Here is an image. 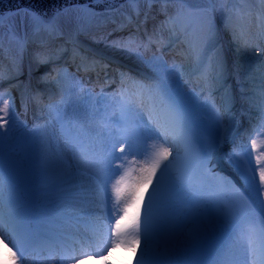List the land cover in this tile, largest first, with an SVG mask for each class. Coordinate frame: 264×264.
Segmentation results:
<instances>
[{"label": "snow or ice", "instance_id": "obj_1", "mask_svg": "<svg viewBox=\"0 0 264 264\" xmlns=\"http://www.w3.org/2000/svg\"><path fill=\"white\" fill-rule=\"evenodd\" d=\"M177 3L182 7L173 15L167 6ZM229 3L233 4L230 9L217 7ZM259 3L260 7L255 6L256 0H243L242 4L240 0H199L198 3L194 0H125L129 11L122 14L121 24L135 23L141 15V4H146L149 12L153 4L164 6L160 10L165 16L160 30L170 34L177 32L181 17L201 21L199 27L187 23L180 34L187 38L197 64L196 72L204 85L218 83L223 87L227 66L222 50L217 47L215 16L219 13L221 24L232 34L234 51L238 55L243 52L247 57L251 41L245 38L237 21L252 17L259 20L257 39L264 41V0ZM16 15H20L19 10ZM23 15L25 21H31L33 30L31 35L25 31L22 36L14 29L9 30V42H15L18 48L16 57L22 59L29 45H35L32 57L36 64L50 63L55 54L49 51L50 41L65 35L62 26L31 10ZM107 15V10L102 13L103 17ZM76 16L81 24L97 18L92 9H81ZM147 18L148 12H145V21ZM4 21L5 17L0 14V53L5 40ZM196 32L202 35L194 45L189 34ZM148 42L156 41L150 36ZM113 46L139 55L143 43L137 44L130 36L127 41ZM210 52H215V56H209ZM45 56L47 58H43ZM150 63L152 75L144 81H135L121 72L124 90L111 104L92 115L84 108H70L66 95L60 101L50 99L41 108L47 111L44 134H38L41 130L36 129L25 131L26 126L18 124L11 87L3 90L4 77L0 75V190L5 181L4 146L7 142V161L13 171L22 165L23 175H38L45 181L48 198L55 204L80 207L82 214L94 218L90 219L93 235L85 234L81 238L82 251L92 247L95 236L115 237L113 246H117V241L127 247L143 245L136 264H229L230 250L238 245L241 249L238 264H264V151L259 152L253 162L252 153L259 145L252 140L251 149L241 144V151L233 148L226 154L240 179L239 186L228 177L213 174L210 165L214 155L234 135L233 118L227 107L233 97L226 93L225 107L217 109L214 102L210 104L186 91L182 69L175 65L170 67L162 57L154 56ZM18 67L14 64L9 69V81L17 79L11 73ZM72 79L75 81V77ZM51 82L58 84L60 80L54 77ZM129 82L130 88L125 86ZM237 83L242 89L243 82ZM261 96V122L253 129L257 134L264 133V85ZM31 99L37 105L43 101L38 94H33ZM100 99L107 102L108 98L101 96ZM109 109H118V116L116 112L107 117L100 115L101 111L107 113ZM53 136L58 137L63 149L55 159L49 155ZM137 171L139 175L134 177L133 172ZM117 176L119 178L112 183ZM209 177L212 182L238 193L239 203L206 202L200 194V182ZM7 182L10 211L5 216L0 210V237L12 246L9 248L11 264H27L29 255L35 256L38 242V234L27 223L23 211L27 180L21 183L9 172ZM133 206L136 211L130 215ZM115 217L118 219L110 227ZM182 227L180 238L175 243L169 240L162 254L165 235Z\"/></svg>", "mask_w": 264, "mask_h": 264}, {"label": "bare ground", "instance_id": "obj_2", "mask_svg": "<svg viewBox=\"0 0 264 264\" xmlns=\"http://www.w3.org/2000/svg\"><path fill=\"white\" fill-rule=\"evenodd\" d=\"M195 2H199V0H195ZM256 7H260V3L259 0H256ZM125 7H128V5L123 4L122 9H124ZM163 7V5L160 4H153L151 6V10L150 12L148 11V6L146 4H141L140 8L142 9L141 11V15L139 17V19L128 26H124L121 24V20L123 19L122 14L125 13L124 10H116L112 15L113 18H109L107 17L109 20L108 21H104L102 26L96 27L94 24L89 25L86 30L83 32V34H80V30H78V25H79V29L80 27H82L84 25V22L81 24L80 21L78 20L77 16H76V12L81 10L78 9L74 12H72V14H68L69 12H64L60 14V23L59 25L62 26L65 35L62 38L50 41V45H49V51H54L55 54L52 55V60L50 63L47 64H56L55 62H57L58 64H61L62 69H65V67L63 65H74L76 67H80V66H87L88 62L90 60H95L96 62H98V64H101V68L103 69L102 73L104 72H109V70H111V66H113L114 64H116V66H120V67H124L126 68L128 63L126 62L127 60H124L121 57H118L117 55H115L116 53L114 52V50L110 47V44H119V43H115L116 38L120 39L121 41H127L129 39L130 36H132L137 44L143 43V45H146V48L148 46V50H145V52L147 51H152L153 53H158V52H162L164 54L165 58H168V61L173 62H181L180 60H182V58H179L178 55L175 53L176 47L175 46H170V40L169 37L166 34V30L162 31L160 30V25L161 23L165 20L164 16H162V12L160 11L161 8ZM20 11V15L17 16L16 12L9 15L8 18H6L5 20L9 21H14V27H15V31L19 34V35H23L25 31H27L29 33V35H31V31H29V29L31 28V21L27 20L25 21L24 19V12L26 11L25 9H21ZM127 12V11H126ZM145 12H148V18L145 21ZM34 13V12H33ZM109 14V13H108ZM118 16V17H115ZM54 22H58L57 19L53 20ZM237 23L240 25L241 29L243 30V32L245 31L244 29L245 27V23H244V19L243 20H239L237 21ZM105 26H107V28H105ZM179 27L182 28L184 27V23L181 25L179 24ZM247 29V28H246ZM107 32L111 35H107ZM105 33V35H104ZM221 33V38H222V43L226 46L227 43H229V35L227 32L225 33L224 31L222 32V29L220 30ZM246 32H244L245 34ZM88 34V35H86ZM246 33L245 36H247ZM102 35H104L102 37ZM152 37L153 40H155L156 42L154 43H149V37ZM164 36V37H163ZM97 38V39H95ZM165 40H168V44H166ZM67 41V43H66ZM118 41V40H117ZM193 42H195L193 40ZM172 43V42H171ZM264 44V41H263ZM110 47V48H109ZM234 47V46H233ZM67 48V51H64V49ZM120 50V52H123L122 57L124 58H128L129 54L127 53V50L124 48H119L116 47ZM35 49V45H29L28 51H26L23 54V57L21 59V63H23L21 65L22 67V75H27V77L20 79L21 83L19 82L17 84V91L16 93L21 95V98L24 97L27 101H32L31 97L33 94L38 93L36 88H33V86L35 87H41L44 86L45 88H51V87H59V84H54L52 82H49L48 80H46L44 82L42 81H38V76L39 75H43V74H47L46 72H48L47 67L44 68V70L42 71L41 68L44 64L41 65H37L36 62L34 61L33 57H32V53ZM227 49V48H226ZM18 48L15 42H9V39L4 40V46H3V52L0 53V75H2L3 77H6L9 75V69L12 68V66L15 64V60H14V54L13 52L17 53ZM126 51V52H125ZM144 52V53H145ZM232 54H227V55H223L226 63L228 65L227 68V72H228V84L232 87V92L235 94V97H237V101L239 99V101H241V97L243 96V98L248 99V97L252 96V98H254L257 94H258V90L261 91V87L262 85H264L263 81L264 79L262 75H260L259 73H253V76L256 77V80H253L252 83L253 85L250 86L248 81H245L246 77L250 74V71L244 72V73H239L237 70V65H235V59H237V53L233 50L231 51ZM255 52V51H254ZM186 55L188 56V53L185 52ZM263 56V55H262ZM249 57V56H248ZM246 58V65L250 66V67H254L255 65H257V60L258 57L254 56L253 58ZM43 58H47V56L43 57ZM117 58V60H116ZM187 58V57H185ZM263 66V65H262ZM258 68H261L259 66H257ZM84 68V67H81ZM254 69H256L254 67ZM41 70V71H40ZM107 70V71H106ZM230 70V71H229ZM15 73V72H12ZM11 73V74H12ZM229 74H230V80H229ZM7 75V76H6ZM14 75V74H12ZM103 75V74H102ZM251 75V74H250ZM80 77H84L83 74H80ZM21 78V77H19ZM238 81H242L243 82V88L242 91L246 92L244 93H237L238 89H241L240 85L237 83ZM16 82L14 81H9L8 83H6V85L3 86L4 89H6V91L9 90V87L13 86L14 83ZM99 83V82H97ZM251 83V82H250ZM102 84V83H101ZM99 84V85H101ZM102 86V85H101ZM100 86V87H101ZM211 89H213L211 92L212 93H217L215 91V87L212 85L210 86ZM55 94V92L50 93ZM52 97V96H51ZM216 99V98H214ZM241 99V100H240ZM225 97L223 98V103L219 106L221 107H225ZM2 106V105H0ZM220 107V108H221ZM227 107L230 109V115L232 116V118L235 116L233 114L234 109L231 108L230 104L227 105ZM37 111L38 108H35ZM20 110V106H18V112L19 115H17V120H21V118L24 117V115L21 114ZM244 111V107L242 106L239 110V112ZM42 116H36L35 120L37 119H41ZM25 122L27 123V119L24 118ZM23 120V119H22ZM251 120V119H250ZM18 124H20V122H18ZM36 130H41L38 132V134H44L43 133V128H38ZM237 131V130H236ZM234 131V132H236ZM49 155L55 159L58 155L57 153V149L52 147L50 145L49 148ZM37 180H36V186L35 189L28 194L31 197V200L29 203L25 204V207L23 210L28 209V215H25V219L26 220H30V221H36L37 218L36 216V212H40V213H47L50 215H56L57 214V210L56 208L54 209H47L44 210V206L46 205L45 200H50L52 201L50 198H48L47 196V184H44L45 181L39 177L38 175L36 176ZM0 200H1V205H0V210L3 211V213L5 214V216H7L8 212L10 211V207H9V195L5 192H1L0 190ZM9 207V208H8ZM69 208L71 210H76L79 209L80 207H74L69 205ZM44 211V212H43ZM78 212V211H77ZM56 213V214H55ZM58 213L62 214V212L58 211ZM65 213V212H64ZM71 213V215L73 214H77L76 212H68ZM81 217L86 216V214H81ZM83 222V221H82ZM41 223V222H40ZM91 224V223H90ZM50 227L45 226L43 228V231H41L42 233H44L46 236H49L50 234H52L54 236V241H52V244H54L56 246V248H58L59 250H63L64 248H67L71 245L72 241H75L74 239H72L69 235L63 233V232H56L54 230L49 229ZM179 232V230H177L175 233H173L174 235H176ZM179 239V238H177ZM177 239H173L172 242L175 243ZM3 240V239H2ZM47 243V242H46ZM163 247L160 249V252L163 254L165 248L168 247V241H166L165 243L162 244ZM9 244L6 242H2L1 241V237H0V264H9L10 261V253L7 252V248H8ZM143 247V245L141 244L139 247L135 246V249H131L130 251L132 252H127V254H120L119 252H117L116 250L111 251L110 250V254L112 253L111 258L113 259L115 264H136V260H138L139 257V252L141 250V248ZM52 250L50 251L51 253L54 252V249L51 248ZM241 256V249L238 245H233L231 250H230V254H229V264H238L239 259ZM111 258L109 257H104L103 259H101V262L104 264L107 261H110ZM95 261H92V264H96ZM31 264V263H28ZM45 264V263H44ZM79 264H91L90 259H86L84 260V262Z\"/></svg>", "mask_w": 264, "mask_h": 264}, {"label": "rangeland", "instance_id": "obj_3", "mask_svg": "<svg viewBox=\"0 0 264 264\" xmlns=\"http://www.w3.org/2000/svg\"><path fill=\"white\" fill-rule=\"evenodd\" d=\"M194 2H195V0H194ZM240 3L242 4L243 0H240ZM167 7H168L170 13L175 15V10L181 8L182 5L177 3V4H170ZM217 7L218 8L225 7V8H229L230 9V8L233 7V4H231V3L226 4V5H219L218 4ZM109 11H115V10H109ZM113 13L114 12H109L107 17L113 18V15H112ZM162 16H164V15L162 14ZM107 17H103L102 14H97V18H96V21H95L94 25L96 27L102 26L104 21H108L109 20ZM89 21L90 20L84 21V24L87 25L86 23L89 22ZM189 22H191L196 27H199L202 24L201 21H196V20L187 21V20H184L183 17H181V20H180L179 24H183L184 23V25H186ZM244 23H245L244 24L245 27L247 28V29L246 28L244 29L245 30L244 32L253 33L249 37H248L249 34H247V36H245L246 39L251 41L249 47L247 48V57L249 56L248 58L250 59V58H253L254 56H257L258 57V60L256 62L257 65L254 66L256 69H254V67H250V66L246 65L245 59L247 57H245L243 52H241L239 55L237 54V59H235V61H236L235 65H237L236 67H237V70H238L239 73L240 72L244 73V72L250 71L249 73L251 75L249 74L245 78L246 79L245 81H248L250 86H251V85H253L252 81L256 80V77L253 76V73H259L264 78V52H263V49H262V46H261L262 40L257 39V34L260 32V24H261V22L259 20L255 19L254 17H252V18H245L244 19ZM215 25H216V28L218 29V39H219V43L217 45L218 49L222 50L223 55L232 54L231 51L234 50V47H233L234 46V44H233V36L230 33V31L225 29L223 24H221V18H220L219 13H217L216 16H215ZM178 27H179V25H178ZM105 28H107V26H105ZM10 29H14L15 30L14 21H9V23H8V20H5L4 21V26H3V29H2L3 32H4V35H5V40L8 39V33H9ZM221 29H222V32L224 31L225 33L227 32L228 34H230L229 35V43H227L226 46L222 43V38H221V33H220ZM32 30L33 29H32V25H31V28L29 29V31L32 32ZM246 33H245V35H246ZM86 35H88V34H86ZM104 35H105V33H104ZM104 35H102V37ZM107 35L111 36L112 33L110 35L107 32ZM189 35L192 37V41L193 40L195 41V42H193V44L195 45L196 43H198L199 37L202 35V33L196 32L194 34L190 33ZM176 36H178V34H176ZM95 39H97V38H95ZM114 40L117 41L118 39L116 38ZM113 45L114 44H110V47L116 53L115 55H117L118 57L123 58L124 60H127L126 62L128 63V67H129V70H127V68H124V67L122 68L120 66L113 67L112 70H111V72L113 73V76H117V78L118 77L121 78L120 77V73L121 72L124 73V70H126L128 72V74H130V73H132L131 72V69H132L131 67L142 68V69L146 70L148 73H150L152 75L151 63H150L152 61V58L154 56L162 57L163 61L166 62L170 67L175 65V66H177L178 69H182V76H183L182 83L185 85L186 91H189V92L193 93L194 96L199 97L201 100L208 101L210 104L212 102H214L215 106L219 105L218 103L221 102V100L214 99L215 98L213 96L214 93L204 94V92H202L201 90L197 89V86L195 84H193V85L191 84V80L189 79V77H191L193 75V73L196 72L195 70L197 68V64H196L194 55L189 50V47H188V44H187V38L185 36H184L185 49H187L189 51V54H190V56H189L190 58L187 59L186 62H184V61L183 62H178V63L168 62L165 59L164 54L162 52H158V53H154V54L151 53L150 51L145 52V50H148V46L146 48V45H143L142 47L139 48V55H137L135 51H132V52L127 51L129 56H128V58H124V57H122L123 52H120V50L118 48L114 47ZM257 45H259V47H257ZM254 51L256 53H258V55H253ZM149 53H151V54H149ZM13 54H14L15 64H18L19 67L13 71L15 73H12V74H14V76L17 77V79L15 80L16 82H13L14 85L11 86V92H12V96L15 99V107H16L17 115H19L18 106L16 104V101L21 99V95L16 93V91H17L16 87H17V84L19 82L21 83L20 79H22L21 75H22V72H23L21 65L23 63H21V59L20 58L16 57V53L15 52H13ZM209 56L214 57L215 56V52H210ZM226 66L228 68L227 63H226ZM257 66H259L261 68H258ZM45 67L48 68V69H46V70H48V72H46L47 74L39 75L38 76L39 80L43 81L44 83H46L45 82L46 80L51 82L54 77H56V78H58L60 80V83H58L59 87H57V86L56 87H51L50 93L55 92V94L50 95L52 97L49 98V100L50 99H55L56 101H60L62 99V97L66 95L70 108L71 107L84 108V109H86L88 111L89 115H92V114L96 113L97 110L103 109V108L107 107L109 104H111L113 102V100L110 97H107L108 98L107 102L102 101L100 99L101 96L105 97V95H107L106 92L104 91V88H99L98 90L97 89L96 90L92 89L91 87L85 85L83 80H82V78L80 76L76 75L74 72L70 73L67 70H62L61 71L62 68L58 67L56 64H44L42 66V69L44 70ZM19 77H21V78H19ZM42 77H43V79H42ZM72 77H75V81H73ZM225 77H226V83H224L223 87H221V85L218 84V83L215 84V91H222L220 93V95H224L225 93H228L229 95H231L233 97V100H232L231 104H232V108L235 110L233 113L236 114L235 115V121H234V124H233L234 131L240 129L242 127V125H244V123H246V119L249 120L250 118L255 120V125L253 127V129H254L261 122L262 113H261V111L259 109V105L262 102L261 91L258 90L257 91L258 94L254 98H252V96H250V97H248V99H246V98L244 99L243 96H242L241 97L242 100L240 99L241 101L239 102V101H237V97H235V94L232 92V87L228 84V72L225 73ZM4 79H6V78L4 77ZM229 80H230V74H229ZM4 81H6V80H4ZM8 81H7V83H8ZM138 81H142V80L140 79ZM263 83H264V81H263ZM126 85H130L131 86L132 84L129 82ZM102 89H103V93L101 92ZM4 91H6V90H4ZM237 93H239V94L244 93L245 94L246 92L242 91V89H238ZM241 106L244 107V111H243L244 114L243 115H240V113H238V111L240 110L239 107H241ZM42 107L43 106H40V110L39 111H41ZM210 111H211V108H210ZM113 112H114L113 109H109V111L107 113H104V112L101 111L100 115L101 116H105V117L112 116ZM39 115L42 116V118H41V120L37 121L36 123H30V124L26 123L24 121L25 120L24 117L21 118V120H19L18 122H20V125L26 126L25 131H32L33 129H38V128H43L44 129L45 119L47 117V111L45 110L42 113H40ZM0 116H2V113H0ZM113 127H115L114 124H113ZM253 129H251L250 134H248L246 136V138H243L242 136H240L239 139L236 142L233 143V146H231V147L229 146L226 154H230L232 152L233 148H236L238 151H241V149L238 147L241 144H245V145H247L248 149H251L252 140H256L257 144L259 145V148H258L257 151H253V153H252L253 162H255V156L259 152L264 151V144H261V141H264V133L257 134V133H255L253 131ZM51 131H52V125H51V122L49 121L48 132L50 133ZM249 137H251V138H249ZM228 140L226 141V143L224 145V148H226V146L228 145ZM149 143H151V142H149ZM5 145L9 147L7 142L5 143ZM51 146L57 149V153L58 154H61L63 152V149H62V147L60 145L58 137L53 136L52 142H51ZM129 159H131V157H129ZM137 159H141V157H137ZM226 163H227L228 169L230 170V172H232V174L235 176V178L237 180V183L240 185V179H239V177H238V175L236 173V170H235L234 166L231 163L228 162L227 155H226ZM138 175H139L138 171L137 172H133V176L134 177L138 176ZM118 178H119L118 176L115 177L113 179L112 183H114L115 179H118ZM206 181H208L207 185H209V188H210L211 191L208 192L206 190H203L202 189V185L200 184V187H201V193L200 194L203 197V199L206 202H208L209 204L216 203V201H217L216 194L219 192L218 189L220 188V186L217 183L212 182L210 180V178L206 179ZM108 188H109V193H110V190H111V185L110 184H109ZM232 190L233 189H231V191ZM45 201L48 202V204L45 207H49L50 205L51 206L53 205L56 208H59V210L62 209L63 211H66V212L71 211L69 206H60V205H57L53 201H50V200H45ZM200 207H202V205ZM77 211L81 212V208L76 209L73 212H77ZM116 218H118V217H115L114 219H116ZM90 219H94V218H88L89 221H90ZM175 238L176 239L180 238V236L179 237H175ZM1 241L3 243L5 242L3 237H1ZM107 247H106L105 252L103 254L99 255L100 259H102V257L104 255H106V257H109L108 256L109 253H108ZM128 248H130V247L124 248L123 251L128 250ZM6 250L8 252V249H6ZM91 260H93V257H91ZM79 262L80 261H76V262H73V264H79ZM9 264H11V261H9ZM31 264H34V263H31Z\"/></svg>", "mask_w": 264, "mask_h": 264}, {"label": "water", "instance_id": "obj_4", "mask_svg": "<svg viewBox=\"0 0 264 264\" xmlns=\"http://www.w3.org/2000/svg\"><path fill=\"white\" fill-rule=\"evenodd\" d=\"M125 0H0V14L5 19L16 10H31L44 19L54 20L61 13L78 9H92L95 12L118 10Z\"/></svg>", "mask_w": 264, "mask_h": 264}]
</instances>
